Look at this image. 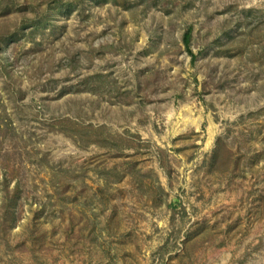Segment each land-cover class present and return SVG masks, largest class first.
Wrapping results in <instances>:
<instances>
[{
    "label": "rangeland",
    "instance_id": "rangeland-1",
    "mask_svg": "<svg viewBox=\"0 0 264 264\" xmlns=\"http://www.w3.org/2000/svg\"><path fill=\"white\" fill-rule=\"evenodd\" d=\"M0 264H264V0H0Z\"/></svg>",
    "mask_w": 264,
    "mask_h": 264
},
{
    "label": "trees",
    "instance_id": "trees-1",
    "mask_svg": "<svg viewBox=\"0 0 264 264\" xmlns=\"http://www.w3.org/2000/svg\"><path fill=\"white\" fill-rule=\"evenodd\" d=\"M190 32L188 31L185 35V42L187 43V45L189 46V37H190ZM9 215H11V220H13L14 218V210L13 209H9Z\"/></svg>",
    "mask_w": 264,
    "mask_h": 264
}]
</instances>
